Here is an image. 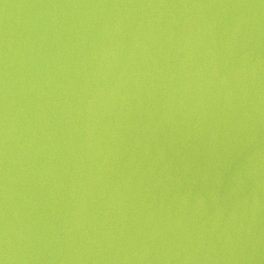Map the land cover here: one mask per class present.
Segmentation results:
<instances>
[{
    "label": "water",
    "instance_id": "obj_1",
    "mask_svg": "<svg viewBox=\"0 0 264 264\" xmlns=\"http://www.w3.org/2000/svg\"><path fill=\"white\" fill-rule=\"evenodd\" d=\"M0 259L264 264V2L0 0Z\"/></svg>",
    "mask_w": 264,
    "mask_h": 264
},
{
    "label": "snow or ice",
    "instance_id": "obj_2",
    "mask_svg": "<svg viewBox=\"0 0 264 264\" xmlns=\"http://www.w3.org/2000/svg\"><path fill=\"white\" fill-rule=\"evenodd\" d=\"M262 2H264V0H262ZM0 264H4V260L0 259Z\"/></svg>",
    "mask_w": 264,
    "mask_h": 264
},
{
    "label": "clouds",
    "instance_id": "obj_3",
    "mask_svg": "<svg viewBox=\"0 0 264 264\" xmlns=\"http://www.w3.org/2000/svg\"><path fill=\"white\" fill-rule=\"evenodd\" d=\"M4 264H6V261L4 260Z\"/></svg>",
    "mask_w": 264,
    "mask_h": 264
}]
</instances>
